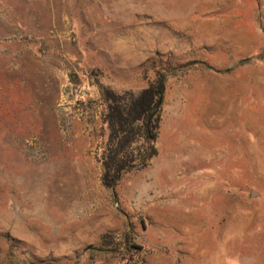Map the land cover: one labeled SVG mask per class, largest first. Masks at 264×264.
<instances>
[{
    "label": "rangeland",
    "instance_id": "rangeland-1",
    "mask_svg": "<svg viewBox=\"0 0 264 264\" xmlns=\"http://www.w3.org/2000/svg\"><path fill=\"white\" fill-rule=\"evenodd\" d=\"M0 264H264V0H0Z\"/></svg>",
    "mask_w": 264,
    "mask_h": 264
},
{
    "label": "trees",
    "instance_id": "trees-1",
    "mask_svg": "<svg viewBox=\"0 0 264 264\" xmlns=\"http://www.w3.org/2000/svg\"><path fill=\"white\" fill-rule=\"evenodd\" d=\"M161 91L162 86L160 85L159 79L156 82L149 83L138 94H130L129 100L126 102H124V100H119V98L113 96V93L111 92L107 95L106 101L109 125L111 129H114V127L117 126V131L115 130L116 133H114V135L116 137L118 135H123L121 141L127 146L132 142L134 137L135 124L142 122V124L145 125L150 118L151 126L155 121H157L158 118L154 111ZM153 138L150 142L153 141ZM121 149H123V147ZM130 153V151L127 152V150L120 149H116L113 152V166L111 165V168L114 172L124 167V163L128 157V160L135 161L136 157ZM155 155L156 149L153 144L150 143L147 148L146 155H144L141 159V166L145 165L147 160ZM113 177L115 178V176Z\"/></svg>",
    "mask_w": 264,
    "mask_h": 264
},
{
    "label": "water",
    "instance_id": "water-1",
    "mask_svg": "<svg viewBox=\"0 0 264 264\" xmlns=\"http://www.w3.org/2000/svg\"><path fill=\"white\" fill-rule=\"evenodd\" d=\"M160 101H161V100L159 99L158 102H157L156 108L159 106Z\"/></svg>",
    "mask_w": 264,
    "mask_h": 264
},
{
    "label": "bare ground",
    "instance_id": "bare-ground-1",
    "mask_svg": "<svg viewBox=\"0 0 264 264\" xmlns=\"http://www.w3.org/2000/svg\"><path fill=\"white\" fill-rule=\"evenodd\" d=\"M187 219V218H186Z\"/></svg>",
    "mask_w": 264,
    "mask_h": 264
}]
</instances>
